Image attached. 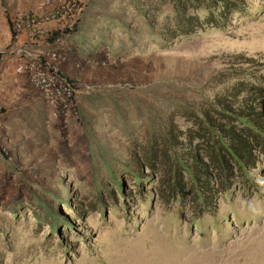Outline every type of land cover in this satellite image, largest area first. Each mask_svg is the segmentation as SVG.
Returning a JSON list of instances; mask_svg holds the SVG:
<instances>
[{
  "label": "rangeland",
  "instance_id": "obj_1",
  "mask_svg": "<svg viewBox=\"0 0 264 264\" xmlns=\"http://www.w3.org/2000/svg\"><path fill=\"white\" fill-rule=\"evenodd\" d=\"M48 1L0 0V67L9 17L43 12ZM86 2L80 43L105 51L94 64L116 78L74 82L68 100L32 88L39 97L0 104V264H264V155L229 183L206 181L202 166L198 190L182 168L194 167L197 112L205 106L226 130L210 104L231 101L235 83L264 90V0L167 49L160 28L171 7L151 26L142 0ZM65 40L54 46L64 59L48 56L54 47L38 57L49 67L65 61Z\"/></svg>",
  "mask_w": 264,
  "mask_h": 264
},
{
  "label": "trees",
  "instance_id": "obj_2",
  "mask_svg": "<svg viewBox=\"0 0 264 264\" xmlns=\"http://www.w3.org/2000/svg\"><path fill=\"white\" fill-rule=\"evenodd\" d=\"M142 2L145 8L143 13L151 26L165 8L171 7L172 12L164 15L160 28L163 40L166 42L163 49L169 48L174 40L190 39L206 28H226L234 16L244 14L247 9L246 0H142ZM201 10L205 12L204 18H200L198 14ZM49 69L53 70V67L50 66ZM56 72L68 80L65 74ZM258 79L264 86V75ZM230 86L233 92L231 101L219 103L217 100L209 106L215 108L212 112L218 119L228 120L226 130L206 114L208 111L203 109L206 108L205 106L202 108L204 113L200 110L199 114L197 112L198 115L195 114L196 118H201V126L193 135V141L196 142L193 154L194 167L192 169L182 164V168L186 167L184 170L197 190L200 182L197 174L202 170V166L205 168L206 181L229 183L235 169L245 171L249 165H252L250 161L252 155L255 153L264 155V90L258 92L259 87L256 85L247 93L245 88L247 86L244 87L241 83ZM237 97L240 101L232 102ZM252 97H256L258 102L253 103L249 113L239 114L241 107L246 108L245 104L252 101L250 100ZM239 122L244 126L243 128L238 125ZM202 126L205 127V131ZM199 142H206L209 149V153L203 158L198 153ZM218 175L219 180H217ZM176 184L174 183L173 191L177 189ZM181 191V189L176 190V197H182Z\"/></svg>",
  "mask_w": 264,
  "mask_h": 264
},
{
  "label": "built area",
  "instance_id": "obj_3",
  "mask_svg": "<svg viewBox=\"0 0 264 264\" xmlns=\"http://www.w3.org/2000/svg\"><path fill=\"white\" fill-rule=\"evenodd\" d=\"M85 9L81 0H49L47 9L43 12H17L9 17V47L22 36H26L30 44L37 47L47 45L49 40L60 46L65 37L76 31ZM51 22L56 24L54 29L47 28ZM39 55L44 57L42 52ZM48 56L55 61L62 60L65 57V50L55 48ZM15 72L24 74L33 89L53 99L68 100L76 92L74 82L59 76L56 70H50L40 57L23 62L16 67Z\"/></svg>",
  "mask_w": 264,
  "mask_h": 264
},
{
  "label": "crops",
  "instance_id": "obj_4",
  "mask_svg": "<svg viewBox=\"0 0 264 264\" xmlns=\"http://www.w3.org/2000/svg\"><path fill=\"white\" fill-rule=\"evenodd\" d=\"M81 1L85 3L87 10L89 2H86V0ZM85 17L86 14L84 13L83 17L78 21L77 32L73 33V39L70 41L63 39V42L65 40L66 45H68L66 46L68 48L66 60L54 63L53 67L80 86H93L95 84L115 81V70L102 68L94 64L93 60L97 61L100 56L106 55L105 51L95 53L92 51L93 46L87 44V41L83 45L80 43V30L82 29L81 26L84 23ZM55 27L56 24L53 22L47 25L48 29H54ZM52 42V40H49L47 45L37 47L30 44L26 36H22L18 42L11 44L8 49L7 58L0 67V104L14 108V104L19 100L40 96L39 92L34 91L29 85L25 75L17 74L15 69L23 62L36 59L41 50L53 48L55 45ZM97 44L101 47V43ZM5 114L6 111H2V115Z\"/></svg>",
  "mask_w": 264,
  "mask_h": 264
}]
</instances>
